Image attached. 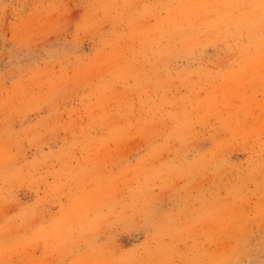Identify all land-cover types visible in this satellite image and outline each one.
<instances>
[{"label":"rangeland","instance_id":"1","mask_svg":"<svg viewBox=\"0 0 264 264\" xmlns=\"http://www.w3.org/2000/svg\"><path fill=\"white\" fill-rule=\"evenodd\" d=\"M0 264H264V0H0Z\"/></svg>","mask_w":264,"mask_h":264}]
</instances>
